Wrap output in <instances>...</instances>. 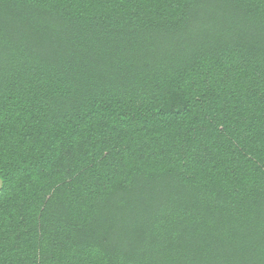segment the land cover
<instances>
[{
    "label": "trees",
    "instance_id": "trees-1",
    "mask_svg": "<svg viewBox=\"0 0 264 264\" xmlns=\"http://www.w3.org/2000/svg\"><path fill=\"white\" fill-rule=\"evenodd\" d=\"M0 264H264V0H0Z\"/></svg>",
    "mask_w": 264,
    "mask_h": 264
},
{
    "label": "rangeland",
    "instance_id": "rangeland-1",
    "mask_svg": "<svg viewBox=\"0 0 264 264\" xmlns=\"http://www.w3.org/2000/svg\"><path fill=\"white\" fill-rule=\"evenodd\" d=\"M0 186H1V180H0Z\"/></svg>",
    "mask_w": 264,
    "mask_h": 264
}]
</instances>
